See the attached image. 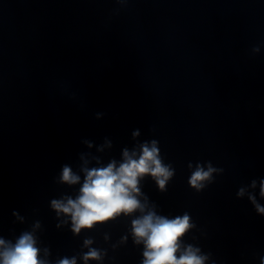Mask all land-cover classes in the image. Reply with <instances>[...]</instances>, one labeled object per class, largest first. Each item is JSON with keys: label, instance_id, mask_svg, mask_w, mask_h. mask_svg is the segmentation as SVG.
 <instances>
[{"label": "clouds", "instance_id": "clouds-1", "mask_svg": "<svg viewBox=\"0 0 264 264\" xmlns=\"http://www.w3.org/2000/svg\"><path fill=\"white\" fill-rule=\"evenodd\" d=\"M123 157V163L118 167L112 162L107 167L87 170L80 194L75 200L68 198L66 202L52 201V207L58 214L70 215L73 232L79 233L82 228L90 229L95 224L111 220L121 213H143L146 205L138 199L140 179L151 175L163 190L173 175L172 170L159 158L155 141L150 147L143 145L138 158L135 153L130 154L127 150ZM213 171L211 166L207 171L198 167L190 178V184L199 190L203 187L202 182L208 180ZM61 179L68 184L79 182V177L68 167H64ZM240 194H243V190ZM260 194L264 196V183L261 184ZM257 210L264 213V208L259 205ZM190 227L192 225L187 214L168 219L156 215L154 211H148L133 220L135 242H143L145 247L143 264H204L206 257L198 255L199 250L191 246L177 256L180 251L179 240ZM89 243L91 241H85L86 245ZM35 245V238L30 233L22 234L14 245L6 244L5 240L0 239V264H45V261L38 258L39 249ZM99 258L100 255L95 250H91L84 257L85 261ZM59 264H76V261L63 259Z\"/></svg>", "mask_w": 264, "mask_h": 264}]
</instances>
